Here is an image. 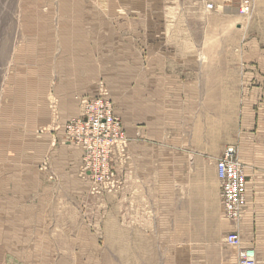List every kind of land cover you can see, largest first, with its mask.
I'll use <instances>...</instances> for the list:
<instances>
[{
	"label": "crops",
	"instance_id": "1",
	"mask_svg": "<svg viewBox=\"0 0 264 264\" xmlns=\"http://www.w3.org/2000/svg\"><path fill=\"white\" fill-rule=\"evenodd\" d=\"M165 2H40L43 36L56 53L28 69V39L13 60L12 109L0 131L7 149L0 161L11 167L1 196L14 216L8 228L22 237L0 233V264H238V250L223 240L233 232L264 264V0L252 1L247 18L239 16L240 0H214L231 4L222 16L232 23L206 28L199 44L175 26ZM100 79L129 159L118 193L94 197L79 177L81 149L62 131L51 148L54 136L35 130L50 123V99L61 124L78 117V99L95 94ZM228 147L246 179L247 209L235 226L224 217L215 170ZM49 151L52 182L38 172Z\"/></svg>",
	"mask_w": 264,
	"mask_h": 264
},
{
	"label": "rangeland",
	"instance_id": "2",
	"mask_svg": "<svg viewBox=\"0 0 264 264\" xmlns=\"http://www.w3.org/2000/svg\"><path fill=\"white\" fill-rule=\"evenodd\" d=\"M44 0H0V131L3 129L5 120L7 117L6 113L9 111L8 109H12L10 106L11 103V98H12V92L14 91V72L17 70V65L13 62L14 58L16 55L21 54L23 51V46L25 43V40H31V48L32 50L29 51V53H26L27 59H30V62H28V69H33V67L39 66V62L42 61L44 63L46 57L48 55H54L55 52V46L47 45L48 44V37L43 36L44 33V28H46L44 25L45 21H40L39 19V13L41 8H44V5L40 2ZM225 1V0H224ZM253 1V0H252ZM219 2V0H217ZM215 3L214 0H168V2H165L167 4L166 6L170 7V12L171 15L175 14V26L179 28H185V30H188L190 32L191 37L195 41L199 42L205 40V29L206 28H221L224 27L226 28V23H232L231 18L222 16L225 14L224 6L228 4L230 6L231 4L229 2H225L224 4L220 3ZM241 4V0H240ZM208 6H211L209 9ZM233 6H236L235 1H233ZM238 7V6H237ZM240 8V5H239ZM218 11V12H217ZM160 14H162V10H159ZM220 13L221 16L216 17L215 13ZM252 12V10H251ZM251 14V13H250ZM239 12V16H240ZM238 16V17H239ZM241 15L240 17H249ZM239 17V19H240ZM220 19V20H219ZM49 22L51 20H48ZM51 27L55 29V24L56 21H53L51 23ZM228 25V24H227ZM233 25L231 24L229 26L232 27ZM50 29L52 33V38H53V29ZM235 28V27H233ZM48 29V28H47ZM39 31V32H38ZM186 32V31H185ZM214 31L211 32L210 34L207 33V39H208V44L214 43ZM224 36H222V39H224V42L227 41L230 38L229 33L225 30L224 31ZM227 34V35H226ZM26 35V36H25ZM223 42V43H224ZM199 56L198 58L205 59L203 57V53H200L202 50V46H199ZM29 57V58H28ZM55 73V72H54ZM50 77V83L48 86V92L46 95V98L48 94L52 93L53 87L55 84V78H56V73ZM102 82L105 90L108 93V97L110 99V93L109 90L107 89L105 83L102 81V79L99 80ZM96 81L94 83L95 85V94L87 97H81L78 99V105H79V111H80V100L84 98H93L97 94V84H99ZM37 84V83H36ZM35 86V84H34ZM245 86V85H243ZM38 91V90H37ZM20 95H22L21 92H19ZM10 96V100H9ZM36 98V92L33 90L31 92V102H32V107H36L38 105V100L35 102ZM51 102L55 103V109L51 110L50 107V112H49V120L50 123L46 126H40L36 128L35 134L37 135H53L52 141H51V148H53L57 144L58 138L56 136L60 131H62V136H64V124H66L68 121L76 119L72 118L67 121H65L63 124L60 123V119L58 117V112H57V103L53 99H50ZM111 101V100H110ZM21 104L18 105V111L19 113L24 109V105L22 102ZM113 112H114V105L111 101ZM49 106V105H48ZM7 111V112H6ZM21 114V113H20ZM115 114V112H114ZM116 115V114H115ZM79 116V115H78ZM117 116V115H116ZM118 117V116H117ZM20 119L22 118L21 116L19 117ZM119 118V117H118ZM120 119V118H119ZM121 120V119H120ZM122 123V121H121ZM123 125V123H122ZM124 130V127H123ZM125 133V130H124ZM126 137V134H125ZM64 139V137H63ZM65 140V139H64ZM127 140V149H128V139ZM77 146V145H76ZM79 147V146H78ZM80 148V147H79ZM81 149V148H80ZM82 151V149H81ZM225 151V150H224ZM7 149L3 148L0 146V153L6 154ZM83 155V151H82ZM50 151L44 156L42 162L40 163L38 167V172L45 177L46 181L52 182L55 180L54 175L50 172L49 170V160H50ZM239 160V159H238ZM45 164L46 171L42 168L43 164ZM242 164V163H241ZM6 162L0 161V233H3V235L6 237L9 236L11 240L17 236H20L22 231L19 233L18 230L16 229H10L8 228V221L9 220H14V216L12 212L7 211V204H6V197L1 196L4 194L7 190V170L6 168L8 166L11 167V165H8ZM81 165H82V159H81ZM81 167V166H80ZM244 168V166H243ZM80 170V169H79ZM121 167L117 165V163L114 164V171L116 173V177L118 181L120 182V186L118 190L115 191H104V194H117L120 187L123 185L122 182L119 180L118 175L120 173ZM245 173V172H244ZM80 179H84L81 174L79 173ZM87 181V180H86ZM102 193V195H104ZM94 197H101L102 195H92ZM224 214V213H223ZM225 217V216H224ZM226 218V217H225ZM9 219V220H8ZM227 219V218H226ZM228 220V219H227ZM229 221V220H228ZM231 222V221H229ZM232 223V222H231ZM233 226H235L232 223ZM228 235V234H227ZM227 235L223 236V240L225 242V238ZM4 237V238H5ZM22 237V236H20ZM5 239V241H6ZM13 245V243H10ZM16 243H14L15 245ZM226 244V243H225ZM9 245V244H8ZM3 245L4 246H8ZM227 245V244H226ZM231 247V246H230ZM238 255V253H237Z\"/></svg>",
	"mask_w": 264,
	"mask_h": 264
},
{
	"label": "built area",
	"instance_id": "3",
	"mask_svg": "<svg viewBox=\"0 0 264 264\" xmlns=\"http://www.w3.org/2000/svg\"><path fill=\"white\" fill-rule=\"evenodd\" d=\"M252 6V0H241L240 14L250 15ZM98 83L96 96L81 99L79 116L63 127L65 141L83 151L79 173L83 180L89 182V193L92 195L118 190L120 182L114 164L122 169L129 159L121 120L113 112L103 83ZM49 107L54 110L55 103L50 101ZM45 164L42 168L46 171ZM215 170L224 216L237 225L243 219L248 203L244 168L233 147L226 148L216 160ZM225 243L238 250V264H256L254 249L244 247L237 232L228 234Z\"/></svg>",
	"mask_w": 264,
	"mask_h": 264
}]
</instances>
